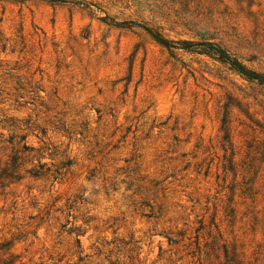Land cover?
<instances>
[{
	"label": "rangeland",
	"instance_id": "rangeland-1",
	"mask_svg": "<svg viewBox=\"0 0 264 264\" xmlns=\"http://www.w3.org/2000/svg\"><path fill=\"white\" fill-rule=\"evenodd\" d=\"M58 1L0 0V264H264V85L197 46L264 76V0Z\"/></svg>",
	"mask_w": 264,
	"mask_h": 264
},
{
	"label": "trees",
	"instance_id": "trees-1",
	"mask_svg": "<svg viewBox=\"0 0 264 264\" xmlns=\"http://www.w3.org/2000/svg\"><path fill=\"white\" fill-rule=\"evenodd\" d=\"M46 1L54 2V3L60 2L58 0H46ZM132 25L133 23H127V22L121 24V26H132ZM147 31L152 35V37L159 44H161L162 46L168 49L172 48L173 44L169 42L168 40L164 39L162 35H160L159 33L153 32L149 29H147ZM180 45L184 46L183 49L185 50H191L195 46V44L189 43V42H183ZM197 46L204 47V49H202L201 52L228 65L231 70L238 73L239 75L244 77L246 80L257 82L260 85H264V76L254 71H250L241 62H239L236 58L231 56L227 51L220 48L219 46L213 45V44H207V45L197 44Z\"/></svg>",
	"mask_w": 264,
	"mask_h": 264
}]
</instances>
